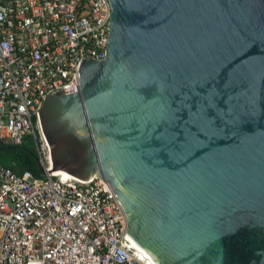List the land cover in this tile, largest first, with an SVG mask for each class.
Here are the masks:
<instances>
[{"label":"water","instance_id":"1","mask_svg":"<svg viewBox=\"0 0 264 264\" xmlns=\"http://www.w3.org/2000/svg\"><path fill=\"white\" fill-rule=\"evenodd\" d=\"M106 59L39 114L59 174L109 182L154 264H264V0H109Z\"/></svg>","mask_w":264,"mask_h":264},{"label":"built area","instance_id":"2","mask_svg":"<svg viewBox=\"0 0 264 264\" xmlns=\"http://www.w3.org/2000/svg\"><path fill=\"white\" fill-rule=\"evenodd\" d=\"M111 15L109 0H0V140L33 135L43 171L0 165V264H154L123 237L109 182L52 176L39 116L47 97L78 92L84 58L106 59Z\"/></svg>","mask_w":264,"mask_h":264},{"label":"trees","instance_id":"3","mask_svg":"<svg viewBox=\"0 0 264 264\" xmlns=\"http://www.w3.org/2000/svg\"><path fill=\"white\" fill-rule=\"evenodd\" d=\"M0 165L13 170L19 175L29 171L36 178H42L43 171L34 136H27L21 145L0 140Z\"/></svg>","mask_w":264,"mask_h":264},{"label":"rangeland","instance_id":"4","mask_svg":"<svg viewBox=\"0 0 264 264\" xmlns=\"http://www.w3.org/2000/svg\"><path fill=\"white\" fill-rule=\"evenodd\" d=\"M42 144V142H39V145H41ZM51 148V147H50Z\"/></svg>","mask_w":264,"mask_h":264},{"label":"bare ground","instance_id":"5","mask_svg":"<svg viewBox=\"0 0 264 264\" xmlns=\"http://www.w3.org/2000/svg\"><path fill=\"white\" fill-rule=\"evenodd\" d=\"M46 138V137H45ZM53 162V161H52ZM53 166H54V164H53ZM54 170H57V169H54Z\"/></svg>","mask_w":264,"mask_h":264}]
</instances>
